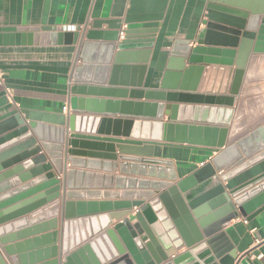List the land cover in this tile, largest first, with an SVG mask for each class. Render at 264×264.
<instances>
[{"label":"water","instance_id":"1","mask_svg":"<svg viewBox=\"0 0 264 264\" xmlns=\"http://www.w3.org/2000/svg\"><path fill=\"white\" fill-rule=\"evenodd\" d=\"M167 2L113 0L109 19L94 23L92 30L80 33L49 27L0 26V46H77V58L82 64L73 68L71 82L91 79L90 72L96 70L100 74L97 83L103 85L111 69L108 83L111 86L120 71H145V66L130 68L120 64L125 57L135 56L137 50L149 54L153 43L155 30L128 28L134 23L135 10L140 6L148 14L154 12L153 17L161 20ZM205 19L203 35L195 46L190 47L189 40L174 44L159 91L147 93L160 103L114 102V107L119 106L117 113L112 110L103 118L69 113L51 117L23 111L0 124V135L10 131L0 138V160L9 158L0 165V170L14 167L0 176V180L5 177L8 183H15L11 184L14 190L7 196L25 193L14 216L27 215V218L11 226L46 222L40 227H48L34 234L32 239L14 245L11 243H16L15 240L5 238L7 233H12L11 226L0 228V264H212L215 261L233 264L237 259L236 250L223 228L238 216L249 220L264 209V171L234 188L223 186L264 161L263 128L234 142L227 141L233 106L249 58L264 54V0H208ZM102 25L107 26L106 31L97 30ZM123 25L127 27L124 30ZM95 57L101 64L98 67L91 64ZM205 65L235 66L227 96L192 94L197 90ZM92 90L75 86L71 94ZM101 91L115 93V90ZM116 92L126 93L125 90ZM130 94L139 92L132 90ZM185 102L221 108L188 106ZM91 103L95 101L72 99L70 111L76 113L85 109L88 112ZM126 113H133V119L123 118ZM164 115L167 120L161 122ZM49 118L57 122L48 126ZM99 124L103 130L98 133L103 134L102 137L94 136ZM62 126L70 131L67 137ZM64 144L68 148H64ZM182 144L214 156L189 177L173 183L171 164L152 159L153 148ZM32 147L23 154L26 162L17 166L20 161L15 160L23 156H14ZM130 151L143 158L125 157ZM81 158L131 160L146 168L148 174L157 176L124 180L137 186L132 192L133 202H72L71 196L82 193L75 191L73 185L79 178L89 176L74 170L83 163ZM64 162H69L71 168L65 170ZM52 169L56 176L51 173ZM24 170H29L30 174H17ZM163 172L167 175L163 176ZM15 175L24 177L14 180ZM60 175L65 176L62 187L67 190L62 195L63 213L58 223ZM19 185L22 186L16 188ZM97 206L106 211L115 208L124 211L87 218L72 215L74 209L84 214L86 210L95 211ZM133 208L137 210L133 212ZM13 210L15 208L3 214L13 213ZM3 222L0 219V225ZM33 243L48 246L33 249ZM183 247L186 251L176 255L175 251Z\"/></svg>","mask_w":264,"mask_h":264},{"label":"crops","instance_id":"2","mask_svg":"<svg viewBox=\"0 0 264 264\" xmlns=\"http://www.w3.org/2000/svg\"><path fill=\"white\" fill-rule=\"evenodd\" d=\"M207 4L208 0H168L161 20H156L153 17L155 16L154 12L148 14V11L141 9L140 6V8L137 7L133 14L134 23L129 25L128 28L155 30L153 43L149 49V54H142L143 50H137L135 56L125 57L120 64L130 68L145 66V71L141 72L133 69L125 72L120 71L115 75V83L111 86L108 84L111 69L106 76V83L103 85L97 83L100 74L96 70L90 72L91 79L85 78L78 83L71 82L73 68L82 64L81 60L77 58V46H0V124L23 111L51 117L64 116L69 113L103 118L106 113H112V110L117 113L119 106L114 107L112 105L114 102L160 103L161 101L152 99L147 93L159 91L174 44L189 40L191 41L189 46L193 47L196 40L202 37L206 22ZM112 6L113 0H0V26L17 28L49 27L62 32H78L79 30L80 33L81 30H92L94 23L108 20ZM125 28L127 27L123 25L122 30ZM97 30L106 31L107 26L102 25ZM84 41L85 39H83ZM116 52L115 49L114 53ZM97 60L98 58L95 57L91 64L97 67L100 66L101 64ZM234 68L235 66L205 65L197 90L192 94L227 96ZM75 86L89 87L94 90L90 93L71 94V89ZM253 88H255L254 91ZM101 90H115V93H104ZM117 90H125L126 93L121 95L116 92ZM132 90L139 92V94H130ZM75 98L91 100L95 103L90 104L88 112L82 109V111L71 113L70 102ZM107 102L111 104H103ZM164 104L167 103L164 102ZM184 104L201 106L202 108H221L207 104L198 105L194 102H185ZM82 107L85 108L84 105ZM233 108L234 113L227 137L229 143L243 138L258 128L264 129V54L250 56L240 92L237 96V102ZM123 118L133 119V113H126ZM166 120L167 116L164 115L161 122H166ZM56 122V119L49 118L47 125L53 126L51 124ZM83 126L87 127L86 124ZM61 128L65 129V137H67L70 131L65 126ZM99 130H103L101 124L96 126L97 132L94 136H104L98 133ZM8 133L1 134L0 138ZM35 140L39 145V141L36 138ZM185 146L187 145H156L153 148L152 159L171 164L174 173L172 174L174 176L173 183L189 177L207 164L214 156L210 152ZM33 148L25 149L14 157L19 155L21 157ZM64 148H68L66 144H64ZM130 152L125 157L143 158L134 155L133 152L135 151ZM116 154L118 156V153ZM24 157L15 160L16 162L20 161L17 166L26 162L23 159ZM32 158L27 159V161ZM46 158L47 163H50L49 158L47 156ZM81 160H83V163L77 165L74 170L89 174V176L79 178L73 185L75 191L82 193L71 196L72 202H96L98 204L102 202H133L135 195H132V192L137 190V186L124 180L149 179L157 176L148 174L146 168L131 160L124 162H120L118 159L107 161L97 158H81ZM7 161H9V158H1L0 165ZM13 168L0 170V176ZM70 168L69 162H64V169ZM29 170L17 174H30ZM263 171L264 161L231 178L223 186L226 189L234 188ZM51 173L55 175L53 169ZM162 175L166 176L167 174L163 172ZM14 177V180H19L24 175H15ZM64 177V175L58 177L60 186L59 204L57 206L58 215L56 218L58 223L63 213L64 199L62 195L67 190L62 187ZM11 184L15 183H8L5 177L0 180V219L5 221L0 225V228L11 226L27 218V215L24 217L14 216L18 213L16 208L22 202L20 199L25 193L17 192L13 196H7L14 190L11 189ZM20 186L22 185L16 188ZM65 201L67 200L65 199ZM14 208L13 213L3 214L5 211ZM136 210L135 208L132 209L133 212ZM123 211L124 209L119 208L106 211L97 206L95 211L86 210L84 214H79L74 209L72 215L74 218H87L102 214H117ZM41 224L47 223H38L33 226L24 224H18L17 227L11 226L12 233H7L5 238L9 241L15 240L16 243H11L13 245L30 240L34 237V234H39L48 228H41ZM223 231L236 250L237 259L233 264H264V209L249 220L238 216L230 221L223 228ZM46 246L48 245L31 244L33 249H45ZM185 251L186 249L183 247L175 251V254L179 255ZM2 258L6 260V256L3 254ZM212 264L218 263L215 261Z\"/></svg>","mask_w":264,"mask_h":264},{"label":"built area","instance_id":"3","mask_svg":"<svg viewBox=\"0 0 264 264\" xmlns=\"http://www.w3.org/2000/svg\"><path fill=\"white\" fill-rule=\"evenodd\" d=\"M0 80H1V77H0ZM8 93V92H7ZM9 95V94H8Z\"/></svg>","mask_w":264,"mask_h":264},{"label":"rangeland","instance_id":"4","mask_svg":"<svg viewBox=\"0 0 264 264\" xmlns=\"http://www.w3.org/2000/svg\"><path fill=\"white\" fill-rule=\"evenodd\" d=\"M255 90V88H253V91Z\"/></svg>","mask_w":264,"mask_h":264}]
</instances>
